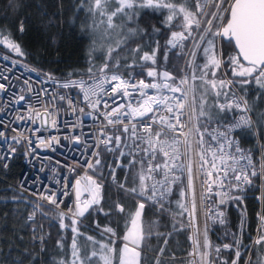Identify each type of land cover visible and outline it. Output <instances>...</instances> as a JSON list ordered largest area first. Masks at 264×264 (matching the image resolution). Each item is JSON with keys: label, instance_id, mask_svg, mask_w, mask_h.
Wrapping results in <instances>:
<instances>
[{"label": "snow or ice", "instance_id": "1", "mask_svg": "<svg viewBox=\"0 0 264 264\" xmlns=\"http://www.w3.org/2000/svg\"><path fill=\"white\" fill-rule=\"evenodd\" d=\"M209 6L215 10L209 11ZM145 8L157 14L166 13L162 24L170 35L163 45L164 52L159 65L157 54L161 50V45L159 40L155 39V35L159 34L160 30L154 26L151 27V31L148 29L138 31L137 27H128L129 24H137L140 9ZM81 9L92 19L90 30L93 33L100 24H104L105 39L111 40L108 33L113 30H126L127 36L116 41L115 47L108 46L105 49L103 45L101 46L104 62L99 67L93 63L79 79L70 78L66 82L56 81V83L63 89H78L82 93L83 101L92 110L86 115L92 116L96 113L95 118L102 116L106 126H111L110 130L117 133L108 135L104 128H101L99 134L103 139L99 142L93 140V143L96 148L103 144L106 152H118L116 167L125 171V179L131 173L135 186L126 188L125 184L120 182L115 187L124 196L133 197L136 200V207L126 214L127 219L124 221L126 231L120 237L117 236L116 229L111 226H105L99 231L100 240L80 232L77 224L80 223V218H86V214L98 212L107 218L113 211L109 209L106 212L102 205L103 170L99 153L93 151L91 156L95 157V162L88 158L84 163L87 169L93 170L96 176L100 177V180L87 174L76 179L73 186L75 204L67 213L59 210L63 200L58 201L56 192L47 188L39 194L38 199L53 206L54 215L42 212L38 203L24 201L29 203L32 209L26 217V226L32 233L31 242L34 245H41V253L45 251L43 247L45 237L37 234L43 231V225L36 219L39 213L42 219L58 221L61 229H69L73 233L67 260L62 258L53 261V264H142V255L144 258L147 257V253L143 250L148 248L147 241L153 235L164 236L165 245L167 237L172 235V233H154L153 228L158 223L155 221L145 227L143 222L145 210L147 208L151 211L154 208L157 213L172 217L174 231L185 230L183 220L187 216L188 228L194 233L191 237L193 248L188 254L189 258L197 257L199 264H210L209 257L213 252L218 257L221 247L212 245L209 240L207 220L202 231L193 223L197 210L194 159L195 172L203 177L202 203L205 200L203 191L212 194L213 185L221 189L230 185V190L243 191L245 186L253 185V178L259 177L264 180V156L260 158L257 169L251 154L240 148L232 136L237 129L254 127L249 115L251 106L245 98L248 86L255 84L259 90L264 91V0H178V2L177 0H87V4L85 0H81L76 10L79 12ZM97 17L100 18L99 21L96 20ZM117 20L123 23L117 24ZM48 23L53 24L55 21L50 19ZM173 27L181 30L171 31ZM20 31H24L22 24ZM138 35L150 38L149 46L154 44L155 47H151L150 52L145 51L140 55L139 64L133 59L131 63L126 62L121 65V58L125 60L127 58L120 56L119 49L124 48L133 57L141 52L139 44L135 48L128 47L129 41L134 40ZM5 42L12 52L21 57L26 56L19 43L8 40ZM226 45L234 46L236 53L225 55ZM114 52H117L116 57H113ZM169 53L174 58L171 64ZM177 60L183 63H175ZM122 67L129 70V79H125L119 71ZM169 67L172 71L168 70ZM133 68L139 69L137 74L151 78V82H146L145 79L135 80L130 71ZM229 70L232 79L217 78V72L226 76ZM69 76L71 77V74ZM0 79L7 77L0 76ZM52 80L51 74H47V81L42 82L47 83ZM24 83L27 85L28 81L25 80ZM197 83L199 84L198 104ZM237 88L244 92L243 96L237 93ZM4 89L5 84L0 83V90ZM148 90L153 91L150 94ZM29 93V99L23 94L13 93L11 103L20 105L23 102L28 113L27 119L33 123L36 122L34 117L48 123V118L52 116L44 106L45 96H49L53 103L58 99L72 106V98L64 95L52 96L46 88L38 92H32L29 88ZM209 95L215 103L209 104L207 99ZM33 100L43 107V112H34L31 103ZM109 100L112 104H116L118 100L125 102L112 107ZM101 104L104 109L102 113L99 111ZM213 108L216 109L215 116L212 114ZM76 111L77 109L72 107V112ZM78 111L85 114L83 108ZM234 111L240 114L232 116V122L225 124L222 117L226 119L227 115H231ZM14 119L23 120L25 116L19 115ZM51 126H57L55 119L51 120ZM260 126L264 127V121H261ZM220 128H223V131L219 130ZM118 133H123V139ZM3 136L4 133L0 132V137ZM205 137L208 139L206 140ZM11 139L16 140V137L13 136ZM52 140L56 138L53 137ZM75 140L79 142L80 137L76 136ZM28 142L31 143L30 140ZM39 143L50 146L46 145L43 139L39 140ZM15 151V148L10 149L9 155ZM122 158L126 159L127 163H124ZM0 159H4L3 154H0ZM3 167L7 168L8 163L5 162ZM108 167L109 175L115 181L116 169L111 168L110 165ZM62 189L61 195L67 197L69 191L66 183ZM174 190L180 199L173 202L171 197ZM85 193L88 194L87 198ZM219 194L223 195L222 192ZM233 199L241 198L233 197ZM12 201L20 202L18 196L12 197ZM219 203L223 204L225 201L221 199ZM113 208L117 214L126 212L124 205L118 202H113ZM211 215H214L219 223H224L222 212L209 209L205 216ZM66 216L69 219L68 224L64 222ZM261 221L264 222V217H261ZM93 223L99 229V223L97 221ZM231 235L234 246L223 244L222 248L228 250L234 247L235 259L232 264H238L242 242L236 234ZM78 238H83V245L78 244ZM18 239L23 240V237L19 236ZM117 239L121 240L122 247H117ZM262 242L264 235L255 240L254 244L259 245ZM57 246L63 249V242L58 241ZM16 247L21 252V259L18 262L13 259L12 264H24L25 256L29 258L30 264H40L39 254L27 248ZM244 247L250 251L252 245H244ZM163 253L164 247H160L153 264H161ZM260 260L258 256V264ZM189 264H197V260L190 259ZM245 264L249 262L246 260Z\"/></svg>", "mask_w": 264, "mask_h": 264}, {"label": "trees", "instance_id": "2", "mask_svg": "<svg viewBox=\"0 0 264 264\" xmlns=\"http://www.w3.org/2000/svg\"><path fill=\"white\" fill-rule=\"evenodd\" d=\"M178 2V0H177ZM81 0H0V48L20 57L31 65L48 71L59 76L81 77V74L86 73L91 64L99 67L104 61L101 56L103 48L108 46L115 47L116 41L126 38V30H113L108 33L111 40L105 39V25L100 24L96 32L90 30V25L93 21L86 15L83 9L79 12L76 10L80 5ZM87 4V0H85ZM18 5V7H17ZM90 6V5H89ZM215 9L209 6V11ZM46 13V14H42ZM166 13L157 14L151 9H140L139 19L136 25L129 24L128 27H137L139 29H148L151 27L159 29V34L155 35V39L159 40L161 50L157 54V64L161 63V58L164 52L165 40L170 35V32L163 26L162 21ZM54 19L55 23L49 24L48 21ZM99 17L96 18L99 21ZM117 24L123 23L121 20L116 21ZM23 25L24 31H20V26ZM180 28L173 27L171 31H180ZM6 40L19 43L22 50L26 53L25 57H21L7 47ZM141 46V52L132 54L126 52L124 48L118 50L121 57V65L131 63L133 59L139 64L140 55L145 51H151L149 46L150 38L137 36L134 40L129 41L128 47L135 48L136 45ZM225 55H234L236 50L234 46L224 47ZM117 56V52L113 53V57ZM174 58L169 53V63L171 64ZM175 63H183V61H175ZM111 67V64H110ZM172 71V68H168ZM119 71L126 77H129V70L123 67ZM135 77H146L139 73L138 68L130 70ZM175 75V73H173ZM86 77V76H84ZM232 79L231 71L224 76L221 72H217V78ZM211 78V76H209ZM244 95V92L237 88ZM197 104L199 103V84L197 83ZM259 96V99L257 97ZM251 106V114L255 123V127L261 142L264 156V127H261V121H264V91L259 90L255 84L249 85L247 96L245 97ZM209 104L215 103L212 96L207 97ZM223 102V101H221ZM207 110V109H206ZM213 116L216 115V109H212ZM234 111L231 115H227L225 121L232 119L235 116ZM243 147L245 149H256L255 132L253 127L246 129H238L236 131ZM99 159L103 163V175L110 172V168L114 165V159L110 153L104 149L99 153ZM257 164L258 169V162ZM23 168V162L20 155L13 156L8 167L4 168L0 163V264H12L13 259L17 262L21 259V252L17 250L27 248L41 257L40 264H53V261L60 259L67 260V254L70 251V245L73 238V233L69 229H61L58 221H49L41 218L37 214V221L43 225V231L37 233L45 237L43 247L45 251L40 252L41 245L31 242L32 233L26 226V217L32 210L29 203H37L35 198L26 190L17 187L14 183L18 179ZM128 184L135 186L132 181V174L128 175ZM259 177L253 178V185L245 186L243 191L230 190L224 196L225 203L221 204L223 213L222 219L224 223H219V220L211 221V236L213 243L221 247V252L215 259V264H232L235 259V251L233 249L224 250L223 244L234 246V239L231 234H236V237L241 240V257L238 264H245L247 260L249 264H258V256L261 258L260 264H263L264 242L259 245L254 244L261 235H264V222L261 217H264V180L262 181V197L261 201L257 198L259 193ZM138 183V182H137ZM30 194V195H29ZM18 196L20 202L12 201V197ZM104 200L102 205L105 211L113 209L112 215L107 218L98 212H93L91 215H86L92 219L96 217L100 222L107 223L116 229L119 236L122 235L125 229V219L127 213L134 210L136 201L130 196H124L121 193L113 190L112 187L104 186ZM240 197L241 199H233ZM180 199L177 192L174 190L172 195L173 202ZM4 201H7L5 203ZM113 202L123 204L126 212L117 214L113 208ZM41 206L42 212H47L54 215L52 206L45 203H38ZM18 210V211H17ZM114 221H118L116 223ZM158 222L154 226V233H172L167 237V244H164V236L153 235L147 241L148 248L143 251L147 253V257L142 255V264H153L154 257L157 255L160 247H164V253L161 257V264H186L188 257L183 256L190 249L189 230L185 226L184 231H174L172 228L173 221L169 220L163 214L156 211H149L147 208L143 216V222L147 228L152 222ZM65 224L69 223L67 216ZM80 232L86 236L100 240L99 229L80 220L77 224ZM242 230V232H241ZM19 236L23 240L18 239ZM63 242V249L57 246V242ZM120 240H117L116 245ZM83 238H78V244L83 245ZM244 245H252L249 251ZM156 249V251H152ZM176 257H168L175 256ZM24 264H30L29 258L23 257Z\"/></svg>", "mask_w": 264, "mask_h": 264}, {"label": "built area", "instance_id": "3", "mask_svg": "<svg viewBox=\"0 0 264 264\" xmlns=\"http://www.w3.org/2000/svg\"><path fill=\"white\" fill-rule=\"evenodd\" d=\"M37 73H39V75H37ZM47 74H51L53 80L44 83L42 81H47ZM0 76L7 77V79H0V83L5 84V89L0 90V132L4 133V136L0 137V154H3L4 156V159H0V163L3 166V164L5 162L8 163L13 156L20 155L23 162V168L14 184L30 193L35 198L37 203L47 204L46 201L38 199L39 194L44 192L45 188L55 191L58 201L60 199L63 200L59 210L67 213L68 209L70 207H74L75 204V194L73 191L75 180L85 174L93 175L96 179L100 180V177L96 176L93 170L87 169L86 164L84 163L85 159H93L91 156L92 152L98 151L100 148H96L93 140L99 142L103 139V137L99 134L101 128H104L108 135H115L117 133L110 130L111 126H106V121L102 118V116L95 118L97 115L96 113H93L92 116L86 115L92 110L87 106L86 102L83 101L82 93H80L78 89H63L58 87L56 83V81L63 83L70 78L79 79L80 77L59 76L48 71H44L2 48H0ZM84 78L87 79V77ZM124 78L129 79V77L126 76H124ZM140 79H145L146 82H151V78L142 76L135 77V80ZM25 80L28 81L27 85L24 83ZM29 88H31L32 92H38L41 89L46 88L48 93L52 96L64 95L66 97H70L72 98V106L70 107L66 101H59L58 99L53 103L50 101L49 96H45L44 106L48 108L49 112L52 113V116L48 118V123H44L43 120L34 117L36 122L33 123L27 119L28 113L23 102H21L20 105L11 103L13 93L23 94L26 99H29ZM148 91L151 94L153 90ZM236 91L239 95H242L237 89ZM121 102L125 101L118 100L116 104H112V101L109 100V104L112 107L117 106ZM31 103L33 105L34 112H43V107L37 105L34 100L31 101ZM72 107L77 109L75 113L72 112ZM80 108L84 109L85 114L79 113L78 110ZM110 110L111 108L108 109V111ZM99 111L101 113L104 111L103 104H101ZM61 112L66 113L65 119L62 118ZM239 114L240 113L236 112L235 116H238ZM19 115H24L25 119H14V117ZM249 115L254 124L253 129L255 132L256 149L251 150L243 147L239 137L236 135V131L238 129L232 133V136L238 142L239 147L244 149L246 153L251 154L253 162L255 163L257 161L259 165V160L263 156V151L251 112ZM52 119L56 120V127L51 126ZM125 122L127 123V120H125ZM231 122L232 119L225 121L224 123L227 124ZM209 130L211 131V126L209 127ZM219 130L223 131V128H220ZM118 134H120L123 139V133ZM13 136L16 137V140L11 139ZM76 136L80 137L79 142L75 140ZM53 137H55L56 140H52ZM41 139L46 142V145L50 146L40 145L39 140ZM205 139L207 140L208 137H205ZM29 140L31 143L28 142ZM63 142H66L67 144ZM85 144H87V148H85ZM100 146L104 145L101 144ZM12 148H15L16 151L9 155L10 149ZM108 153L111 154L112 158L118 157V152ZM124 160L127 162L126 159ZM195 163L196 161L194 159V185L195 191H198L199 195L196 196L197 210L195 212V219L193 223L202 231L204 222L207 220L208 238L212 245L218 246L213 243L211 236V221L218 219H216L214 215L205 216V213L208 212L209 209L222 212L219 201L224 198L231 186L226 185L223 189H221L217 185H213L212 194H208L206 190H204L203 195L205 200L202 203L201 180L203 177L196 174ZM127 180L128 178H118L115 176V181H113L110 177L108 179L104 178L101 182L104 185L105 183H109L113 189L118 190L115 185L120 182H123L126 188L133 187L128 184ZM262 181L263 180L259 178L258 186L260 190L257 198L260 201L262 197ZM65 183L67 184V190L69 191V195L67 197H63L61 195L63 190L62 186ZM221 192L223 195L219 194ZM85 198H87V194H85ZM152 210L156 211L154 208ZM163 215L173 221L171 216H168L167 214ZM80 220L92 226H94L93 222L97 221L99 223V230L103 229L105 226H111L107 223L100 222L96 217L92 219L87 217L80 218ZM183 223L188 228L187 216H185ZM188 230L190 249L183 256L188 257V262L186 264H189L190 259H196L197 264H199V259L197 257L189 258L188 255L193 248L191 237L194 234L189 228ZM117 236L120 237L118 233ZM176 256L181 255L168 257ZM216 257V254L213 252L209 257L210 264H215Z\"/></svg>", "mask_w": 264, "mask_h": 264}, {"label": "bare ground", "instance_id": "4", "mask_svg": "<svg viewBox=\"0 0 264 264\" xmlns=\"http://www.w3.org/2000/svg\"><path fill=\"white\" fill-rule=\"evenodd\" d=\"M61 116H62L63 119H65V118H66V113H65V112H61ZM63 143L67 144L66 142H63ZM97 149H98V148H97ZM103 149H104V146H100V148L98 149L97 152L100 153ZM107 153H108V152H107ZM113 159H114V165H113L112 168L116 169L115 176H117L118 178H125V171H124L123 169H121V168H117V167H116V165H117V163H118V159H117L116 157H114ZM122 159H123V158H122ZM92 162H93V163L95 162V157H93ZM123 162H124V163H127L124 159H123ZM109 173H110V172H109ZM109 173H108L107 175H103L105 179L110 178ZM104 186H109V187H111V185H110L109 183H105ZM114 190H115V191H118V190H116V189H114ZM29 195H30V194H29ZM198 195H199V194H198V191H197V192H196V196H198ZM31 196H32V195H31ZM130 197H131V196H130ZM132 198H133V197H132Z\"/></svg>", "mask_w": 264, "mask_h": 264}, {"label": "water", "instance_id": "5", "mask_svg": "<svg viewBox=\"0 0 264 264\" xmlns=\"http://www.w3.org/2000/svg\"><path fill=\"white\" fill-rule=\"evenodd\" d=\"M235 48V47H234ZM236 50V49H235ZM237 51V50H236ZM243 62V61H242ZM245 64H246V62H244ZM136 207V206H135ZM135 209V208H134ZM126 231V228L124 229V231H123V233H122V235L124 234V232ZM121 235V236H122ZM118 247H122V242L120 241L119 242V245H118ZM263 264H264V256H263Z\"/></svg>", "mask_w": 264, "mask_h": 264}, {"label": "rangeland", "instance_id": "6", "mask_svg": "<svg viewBox=\"0 0 264 264\" xmlns=\"http://www.w3.org/2000/svg\"><path fill=\"white\" fill-rule=\"evenodd\" d=\"M226 79H229V78H227V77H225ZM102 162V161H101ZM101 166H103V163H101ZM114 190V189H113ZM116 192H118V193H120L119 191H116ZM122 194V193H121ZM134 199V198H133ZM135 200V199H134ZM136 201V200H135Z\"/></svg>", "mask_w": 264, "mask_h": 264}]
</instances>
